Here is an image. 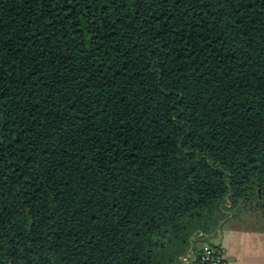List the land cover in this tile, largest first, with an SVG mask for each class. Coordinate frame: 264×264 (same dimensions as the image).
Segmentation results:
<instances>
[{"label":"trees","instance_id":"16d2710c","mask_svg":"<svg viewBox=\"0 0 264 264\" xmlns=\"http://www.w3.org/2000/svg\"><path fill=\"white\" fill-rule=\"evenodd\" d=\"M264 225V0H0V264H182Z\"/></svg>","mask_w":264,"mask_h":264},{"label":"crops","instance_id":"0c3cea01","mask_svg":"<svg viewBox=\"0 0 264 264\" xmlns=\"http://www.w3.org/2000/svg\"><path fill=\"white\" fill-rule=\"evenodd\" d=\"M212 236L208 243L222 248L224 264H264V225L260 222L227 219ZM200 248L191 246L182 264H196Z\"/></svg>","mask_w":264,"mask_h":264},{"label":"built area","instance_id":"2783aa9c","mask_svg":"<svg viewBox=\"0 0 264 264\" xmlns=\"http://www.w3.org/2000/svg\"><path fill=\"white\" fill-rule=\"evenodd\" d=\"M195 261L196 264H224L223 251L210 244H203Z\"/></svg>","mask_w":264,"mask_h":264},{"label":"rangeland","instance_id":"374dc122","mask_svg":"<svg viewBox=\"0 0 264 264\" xmlns=\"http://www.w3.org/2000/svg\"><path fill=\"white\" fill-rule=\"evenodd\" d=\"M249 222H253V221H249ZM215 238V237H214ZM213 239V236L212 237H209L208 239H206L205 241H204V243L203 242H199V241H194V245H200L201 247H202V245L203 244H210V243H208L209 241H211ZM210 245H212V246H214V247H217V248H219V249H222L221 247H219L218 245H213V244H210ZM201 249V248H200ZM223 251V250H222ZM199 254V253H198ZM198 256V255H197ZM196 262V261H195Z\"/></svg>","mask_w":264,"mask_h":264}]
</instances>
